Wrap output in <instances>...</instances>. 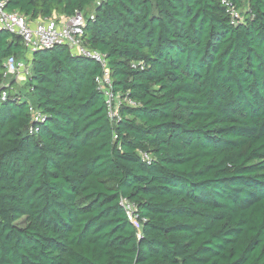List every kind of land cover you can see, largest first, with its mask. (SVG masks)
Listing matches in <instances>:
<instances>
[{
    "label": "trees",
    "instance_id": "trees-1",
    "mask_svg": "<svg viewBox=\"0 0 264 264\" xmlns=\"http://www.w3.org/2000/svg\"><path fill=\"white\" fill-rule=\"evenodd\" d=\"M0 1L83 13L119 98L111 117L98 62L0 29V84L29 67L0 100V264H264V0Z\"/></svg>",
    "mask_w": 264,
    "mask_h": 264
},
{
    "label": "built area",
    "instance_id": "built-area-1",
    "mask_svg": "<svg viewBox=\"0 0 264 264\" xmlns=\"http://www.w3.org/2000/svg\"><path fill=\"white\" fill-rule=\"evenodd\" d=\"M225 3V0L222 1ZM5 2L0 1V29L19 38L22 46L28 55H32L38 50H50L56 46H66L73 53L80 56L90 58L99 63L102 68V75L96 78V83L104 88L106 95V103L110 112V116L114 117L116 112L113 111V103L119 105V98L113 96L111 92L112 82L109 77L107 62L105 56L97 51L87 47L83 40V29L85 27L86 18L83 13L75 11L72 16L60 18L37 19L29 21L19 12H9L5 10ZM229 13L232 22L238 18L239 12L232 6H229ZM93 16H90L92 19ZM5 73L3 81L0 84V100L6 99L4 87L9 86L10 79L18 80L26 78L29 67L24 61H17L14 56H9L3 62ZM132 106L135 104L128 101ZM30 112L33 109L30 108ZM39 115L35 116L38 120ZM37 132V129L35 130ZM128 220L137 227L135 220V209L133 205L126 201L122 202Z\"/></svg>",
    "mask_w": 264,
    "mask_h": 264
},
{
    "label": "rangeland",
    "instance_id": "rangeland-1",
    "mask_svg": "<svg viewBox=\"0 0 264 264\" xmlns=\"http://www.w3.org/2000/svg\"><path fill=\"white\" fill-rule=\"evenodd\" d=\"M98 2H99V0H97V2L95 3V5H97ZM95 5H94V6H95ZM92 10H93V8H92L91 10H89V12H92ZM27 60H28V58H27V59L25 58V61H27ZM25 61H24V62H25ZM23 79H24V78H23ZM23 79H22V78H21V79H18V80H16V82L19 83V82L23 81ZM10 80H12V79H10ZM19 85L22 86V84H19ZM22 87H23V86H22ZM18 224H20V223H18Z\"/></svg>",
    "mask_w": 264,
    "mask_h": 264
},
{
    "label": "crops",
    "instance_id": "crops-1",
    "mask_svg": "<svg viewBox=\"0 0 264 264\" xmlns=\"http://www.w3.org/2000/svg\"><path fill=\"white\" fill-rule=\"evenodd\" d=\"M61 17V16H60ZM60 17H57V18H60ZM26 55L28 56V58L30 57V55H28L27 53H26Z\"/></svg>",
    "mask_w": 264,
    "mask_h": 264
}]
</instances>
